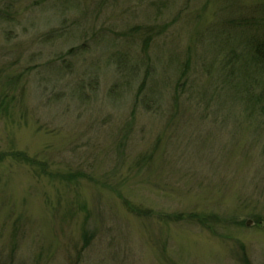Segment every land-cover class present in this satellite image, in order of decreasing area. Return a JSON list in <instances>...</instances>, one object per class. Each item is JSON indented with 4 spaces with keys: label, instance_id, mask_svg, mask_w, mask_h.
<instances>
[{
    "label": "rangeland",
    "instance_id": "374dc122",
    "mask_svg": "<svg viewBox=\"0 0 264 264\" xmlns=\"http://www.w3.org/2000/svg\"><path fill=\"white\" fill-rule=\"evenodd\" d=\"M263 40L264 0H0V264H264V118L224 99Z\"/></svg>",
    "mask_w": 264,
    "mask_h": 264
},
{
    "label": "trees",
    "instance_id": "16d2710c",
    "mask_svg": "<svg viewBox=\"0 0 264 264\" xmlns=\"http://www.w3.org/2000/svg\"><path fill=\"white\" fill-rule=\"evenodd\" d=\"M263 35V34H261ZM260 35V36H261ZM263 44H261L260 47L256 46L255 49V54L252 55L251 57V62H254L255 64L257 63L256 70L260 73V75L264 74V40L262 41ZM242 70L245 71V67H242ZM264 78V76H262ZM252 82H256L257 85H259L260 81H258V78H252L250 77ZM240 86L239 84H229L230 87H227V95L228 98L225 99V103L229 107H235L236 104L242 105V113L246 117L250 118H264V89H262L259 95H255L257 92L253 91L252 88L244 83L243 80V87H237L234 88V86ZM254 86V85H253ZM75 94V93H74ZM77 94H80V91H77ZM147 101V100H146ZM6 155H1L0 156V162L5 160ZM14 158L15 155L13 156ZM13 158V159H14ZM16 159H24L25 162H31L32 160H28L27 158L25 159L24 156L16 158ZM36 163V162H35ZM35 163H32L34 166Z\"/></svg>",
    "mask_w": 264,
    "mask_h": 264
},
{
    "label": "water",
    "instance_id": "95a60500",
    "mask_svg": "<svg viewBox=\"0 0 264 264\" xmlns=\"http://www.w3.org/2000/svg\"><path fill=\"white\" fill-rule=\"evenodd\" d=\"M249 225H251V222L250 221L247 223V226H249Z\"/></svg>",
    "mask_w": 264,
    "mask_h": 264
}]
</instances>
